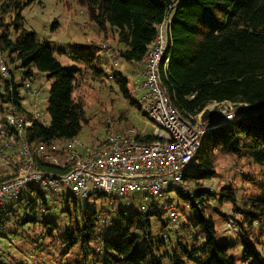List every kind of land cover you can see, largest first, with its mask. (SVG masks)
<instances>
[{"label": "trees", "instance_id": "1", "mask_svg": "<svg viewBox=\"0 0 264 264\" xmlns=\"http://www.w3.org/2000/svg\"><path fill=\"white\" fill-rule=\"evenodd\" d=\"M35 1L0 0V55L11 73V79L0 73L4 86L0 91V120H5V104L11 102L10 83L12 93L26 81L46 91L44 78H54L47 102L48 125L36 122L26 132L32 145L53 144L78 136L87 121L84 98L74 93L79 75L84 74L62 65L48 41L25 28L23 11ZM76 1L86 8L98 32L114 29L124 61L135 66H141L161 22L171 14L166 55L170 60L163 61L162 78L173 104L186 117L212 102L247 104L250 111L205 134L193 169L185 177L191 193L176 191L188 202L177 227L164 209V203H173L169 196L153 198L141 208L109 202L111 208L107 209L95 202L79 206L77 196L62 194V212L67 216L60 228L46 199L51 192L31 185L17 200L0 205V234L17 225L26 229L27 224L36 223L40 226L36 247L47 253L81 256L76 264H264L259 248L264 244V187L259 189L262 193H254L249 186L234 185L235 180L211 192L204 185L219 174L220 162L227 157L236 166L250 170L241 183L253 176L264 177V0ZM71 46L80 50L74 52L76 58L96 77L106 75L101 65L108 59L113 72L107 77L112 75L123 96L131 99L129 81L114 66L105 45L75 42ZM102 50L107 56L100 54ZM19 99L18 95L14 102L19 103ZM138 140L153 142L157 136L152 131H140ZM42 168L54 170L49 165ZM92 195L108 200L105 193ZM36 199L46 211L41 219L21 216L15 204L32 206ZM216 216L230 219L228 227L236 232L235 238H219ZM11 231L20 234L16 229ZM10 264L26 263L20 260Z\"/></svg>", "mask_w": 264, "mask_h": 264}, {"label": "built area", "instance_id": "2", "mask_svg": "<svg viewBox=\"0 0 264 264\" xmlns=\"http://www.w3.org/2000/svg\"><path fill=\"white\" fill-rule=\"evenodd\" d=\"M171 20L169 14L161 22L138 71L140 82L138 80L136 90L141 96L137 103L153 123L152 133L157 136L153 142L138 140L140 130L129 126L107 131L97 144H87L76 136L53 144L32 145L27 141V130L36 122L48 125L42 105L45 91L26 81L12 93L14 86L10 83L11 102L5 104V120H0V139H5L0 165L6 164L9 171L8 176L0 179V205L17 200L31 185L48 192L62 189V194L86 199L92 194L105 193L112 204L120 197L135 193L143 194L146 201L167 198L171 190L191 193L185 177L193 169L205 134L220 126L221 121L235 120L236 105L241 103L212 102L214 105L209 103L189 117L173 104L162 78L163 61L170 60L166 55ZM111 55L114 66H118L123 59L121 50ZM0 73L11 79L9 66L1 55ZM109 79H113L112 75ZM3 90L0 82V91ZM18 95L21 99L16 103ZM243 105L247 110L242 115L250 111L247 104ZM204 113L206 115L202 116ZM0 150H3L2 145ZM41 164L52 166L54 170H46ZM204 185L214 192L213 186ZM164 209L177 227L179 216L175 204L166 202Z\"/></svg>", "mask_w": 264, "mask_h": 264}, {"label": "rangeland", "instance_id": "3", "mask_svg": "<svg viewBox=\"0 0 264 264\" xmlns=\"http://www.w3.org/2000/svg\"><path fill=\"white\" fill-rule=\"evenodd\" d=\"M24 26L26 29L35 31L40 39L48 41L51 47L56 51V56L62 65L69 68L78 69L84 75H79V82L75 90V95L84 98L86 105V123L78 135V138L87 144H97L104 139L107 131L109 130H121L129 126H135L141 132L152 131L153 123L146 116L145 111L139 108L138 104H133L130 101L137 102L141 96V92L136 90L138 83V71L139 67L132 66L130 63L122 59L117 67L127 77L129 84V90L131 93V99L129 100L119 90L116 82L109 79V75L113 72V65L109 60H104L101 65L106 70V75L102 77L94 76L92 69H88L86 64L76 58L74 52H80L71 46V43H89L95 42L96 44L105 45V49L110 57V53L119 52L122 45L119 44L114 29L108 28L106 32H98V28L95 24L90 22L89 15L86 8L78 3L76 0H37L32 5L26 7L23 11ZM100 54L105 55V51H100ZM111 58V57H110ZM112 60V59H111ZM44 78V76H43ZM103 78V79H101ZM54 80L44 78V89L46 99L42 102L44 110L47 112L48 97L51 87V83ZM137 81V82H135ZM140 82V80H139ZM226 103V102H225ZM214 105V103H211ZM246 105H236L237 114L246 111ZM126 117L120 119V116ZM204 113L202 116H205ZM47 120H49L48 113L45 114ZM5 139H0V145L3 146V150H0V154L5 151L4 145ZM220 172L212 179L207 180L205 183L207 186H213L215 191L219 186L225 183L244 184L246 187H250V191L254 193H260L261 186L264 187V177L257 175L253 176L251 181H245L241 183L247 170L241 166H236L231 158L227 157L220 162ZM243 170V172H242ZM245 171V172H244ZM8 168L6 164L0 165V179L8 176ZM243 173V174H242ZM254 172L251 171V175ZM204 183V184H205ZM62 189H58L55 192L47 193L46 199L51 207L53 216L58 225L61 226L66 223L65 216L67 212H62L64 207L60 196L62 195ZM264 193V190L262 191ZM261 192V193H262ZM169 197L172 198L175 206L179 207L178 212L179 219L182 220V208L188 203L184 201L175 190H171ZM54 198L56 199L54 201ZM107 197L105 196L104 199ZM79 206H85L88 203H96L97 207L101 205L111 208L110 198L108 202L99 198L97 195H92L89 199L78 197ZM152 201V200H151ZM151 201H146L145 197L141 193L132 194L129 197H120L118 203L122 206L141 208L147 205ZM10 204V203H8ZM27 206V207H25ZM53 206H55L53 208ZM15 207L20 210L21 216L28 214L32 217L41 219L42 215L46 213L42 206V201L36 199L32 206L15 204ZM187 206H185V209ZM224 210H229L228 205H223ZM73 210V206L70 207ZM188 211V209H187ZM230 212V211H229ZM49 213V211H48ZM115 213V210H114ZM216 218H218L216 216ZM17 219V218H15ZM15 219L13 221H15ZM217 231L219 238L233 239L236 237V232L228 227L230 219L218 218ZM26 229H23L19 225L6 229L4 234H0V264H10L12 262L24 261L26 264H76V259L81 256H76L74 253H65L60 255L57 252L47 253L44 250H39L36 247L35 236L38 235L40 226L33 224H27ZM31 227V228H30ZM17 230L20 234L13 233L11 230ZM10 232V233H9ZM9 236V237H8ZM262 254L264 255V244L259 246ZM239 253V249H236ZM63 261V262H61Z\"/></svg>", "mask_w": 264, "mask_h": 264}, {"label": "water", "instance_id": "4", "mask_svg": "<svg viewBox=\"0 0 264 264\" xmlns=\"http://www.w3.org/2000/svg\"><path fill=\"white\" fill-rule=\"evenodd\" d=\"M243 113H244V112L239 113V114L237 115L236 119H237L238 117L242 116ZM228 122H229V121H221V122H220V125H221V124L228 123ZM218 124H219V123H218Z\"/></svg>", "mask_w": 264, "mask_h": 264}, {"label": "crops", "instance_id": "5", "mask_svg": "<svg viewBox=\"0 0 264 264\" xmlns=\"http://www.w3.org/2000/svg\"><path fill=\"white\" fill-rule=\"evenodd\" d=\"M133 66V65H132ZM135 66V65H134ZM140 66V65H139ZM141 66H142V64H141ZM141 66L139 67V70H140V68H141ZM136 67H138V66H136ZM135 82H137V81H135ZM10 203V202H9ZM7 204V203H6Z\"/></svg>", "mask_w": 264, "mask_h": 264}]
</instances>
